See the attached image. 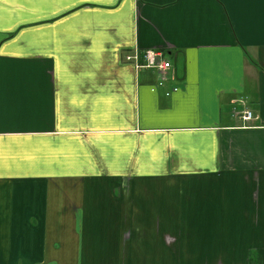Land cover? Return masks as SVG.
<instances>
[{"label":"crops","instance_id":"0c3cea01","mask_svg":"<svg viewBox=\"0 0 264 264\" xmlns=\"http://www.w3.org/2000/svg\"><path fill=\"white\" fill-rule=\"evenodd\" d=\"M149 48L164 84L126 59ZM253 248L264 262V0H0V264Z\"/></svg>","mask_w":264,"mask_h":264},{"label":"built area","instance_id":"2783aa9c","mask_svg":"<svg viewBox=\"0 0 264 264\" xmlns=\"http://www.w3.org/2000/svg\"><path fill=\"white\" fill-rule=\"evenodd\" d=\"M128 61H133L136 67L154 68L159 71L160 84L174 76L173 63L166 57V53L163 49L149 48L144 52L135 51L134 53L126 55ZM178 87L176 86L175 89ZM234 112L240 118L245 121L252 120L256 116L254 112L248 107H244L242 110H237L234 107Z\"/></svg>","mask_w":264,"mask_h":264},{"label":"trees","instance_id":"16d2710c","mask_svg":"<svg viewBox=\"0 0 264 264\" xmlns=\"http://www.w3.org/2000/svg\"><path fill=\"white\" fill-rule=\"evenodd\" d=\"M262 255L257 252L252 258H249L248 264H262Z\"/></svg>","mask_w":264,"mask_h":264},{"label":"rangeland","instance_id":"374dc122","mask_svg":"<svg viewBox=\"0 0 264 264\" xmlns=\"http://www.w3.org/2000/svg\"><path fill=\"white\" fill-rule=\"evenodd\" d=\"M142 234H143V232H142ZM258 251H257V249H255V248H253V249H251V250H249V256H248V259L249 258H252L253 256H254V254L255 253H257ZM260 253V252H259ZM262 264H264V262L262 261Z\"/></svg>","mask_w":264,"mask_h":264}]
</instances>
